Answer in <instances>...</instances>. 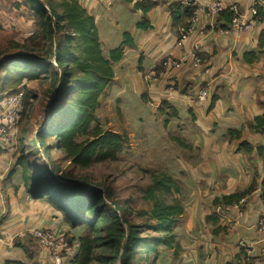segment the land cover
<instances>
[{"label":"trees","instance_id":"16d2710c","mask_svg":"<svg viewBox=\"0 0 264 264\" xmlns=\"http://www.w3.org/2000/svg\"><path fill=\"white\" fill-rule=\"evenodd\" d=\"M124 1L141 15L137 29L143 33L153 29L149 20L150 12L167 4L165 0ZM193 3L185 4L179 0L169 4L172 28L179 42L182 35L189 34L193 27L198 10ZM14 4L15 11L24 9L30 14L37 30L23 45L25 53L14 58L15 66L12 70L15 73L5 79L4 89L8 93L7 96L17 94L25 80L37 78L40 72L51 77L53 82V97L49 107L50 122L37 135L35 141L42 150V157L35 161L29 160L25 148L21 146L16 149L13 157L15 165L21 168L25 190L34 200L46 201L52 209L62 214L64 220L74 229L87 226V230L77 242L65 233L66 244L62 256L71 257V264H136L142 254H145L146 261H149L155 249L159 247L178 253L181 244L176 230L185 213V207L178 197L181 194L180 185L166 171H153V185L145 190V197L153 204L150 217L153 223L149 229L157 234L152 243L141 238L140 230L143 226L127 225L125 213L124 216L120 215L121 205L113 201L108 190L79 183L80 180L74 176V172L62 171L60 161L55 155V151L64 154L72 167L79 170L90 169L96 164L109 161L117 162L120 159L127 146V137L115 132H106L99 125L97 115L102 106V97L116 78V66L125 58L127 49L137 48L136 40L130 33H125L124 41L118 48L106 51L100 38L96 17L78 0H22ZM254 8L257 11L254 19L264 21V4L257 2ZM216 16L217 24L221 25L223 30H227V26L231 25L235 18L234 12L230 10L220 12ZM36 48L41 50L37 51ZM167 59L160 68L152 70L157 77L167 81L163 91L165 97L172 87L181 92L173 77L176 72L165 66ZM244 61L252 64L257 61V55L245 54ZM202 87H205L204 83L187 90L196 92V89ZM211 97L210 94L205 102L206 104L211 101L209 107H212ZM3 98L0 97V103ZM160 105L162 113L167 108L174 107L166 120L168 123L179 119L178 110L171 102H162ZM250 128L257 133L264 132V115L255 118ZM244 130L245 128L241 131L230 130L228 134L231 140L240 141ZM180 144L184 148L187 146L183 142ZM238 151L251 154L254 148L243 141L239 144ZM258 152L264 156V148H259ZM49 170L60 175V178L52 176ZM253 188L252 186L245 192L216 199L214 206L216 209L218 206H234L250 195ZM158 193L173 195V202H165ZM107 201L110 204H107ZM216 215L215 212L213 216L208 217V221L215 227L214 234H219L224 229L221 228L220 218ZM15 246L24 250L31 262L39 249H42L37 244L34 253L28 244L15 243ZM245 257L246 251L242 250L237 257L238 264Z\"/></svg>","mask_w":264,"mask_h":264},{"label":"crops","instance_id":"0c3cea01","mask_svg":"<svg viewBox=\"0 0 264 264\" xmlns=\"http://www.w3.org/2000/svg\"><path fill=\"white\" fill-rule=\"evenodd\" d=\"M165 1L166 5L150 12L149 20L153 29L138 34L139 44L136 42V49H144L141 57L150 56L155 60L152 70L160 68L161 63L170 56L169 59L173 61L185 58L184 66L173 75L181 92L172 87L165 97L161 91H164L167 81L160 79L152 87L157 89L161 81L164 83L160 91H156L159 97L157 101H169L175 106L179 102L189 108L191 114L195 107L198 109V117L205 120L204 124L199 120L202 128L212 126L215 130V134L202 142L199 160L196 164H191V172L188 170L186 174L185 182L191 191L188 196L183 192L184 197L181 198L185 207L181 219H187L177 228V233L181 235H178L180 244L187 250L197 251V264H238L237 257L242 252V242L253 247L248 251L249 257L254 258L261 248L259 241L262 235L253 226L264 214V156L258 152L259 148L264 147V132L257 133L250 125L255 118L264 115V23L255 20L251 14L256 0H222L226 8L231 7V4L238 6L241 10V22L244 23L245 20L252 27L245 33H226L217 24V16L208 12L209 6L218 0H195L198 10L204 12H200L194 33L181 44L172 28L169 9V4L179 0ZM137 15L141 18L140 14ZM196 44L200 46L199 51H195ZM127 54L128 49L126 56ZM245 54L257 55V61L252 64L245 62ZM122 64L120 62L116 68ZM143 68L141 67V71ZM201 83L211 89L212 107H209L211 101L205 104L198 100L196 92L199 88L196 92L187 90L199 87ZM238 127L245 128L243 135L246 137L242 135L240 141L228 140L225 132ZM247 135L250 136L248 140ZM243 141L253 146L251 154L238 151L239 144ZM0 161V173L8 174L11 167L5 160ZM252 186L254 188L251 194L245 198V206H241L243 216L238 223L235 224L232 220L238 217L239 210L235 206L226 207L224 218L220 217V226L224 231L214 234L215 227L208 221V217L216 212L215 200L245 192ZM23 190L25 189L8 188L6 202L0 197V229L4 232V240H0V264L30 263L25 251L13 245L14 240L21 238L25 231L29 239L32 238L34 228L63 231L59 227V213L46 201L34 200L30 195L25 197L30 199L25 204L24 199L19 196ZM6 207L12 215L9 220L2 221ZM20 214L22 219L17 217ZM27 221L29 225L25 224ZM182 228L184 233L180 232ZM39 252L36 264H52L46 250L39 249Z\"/></svg>","mask_w":264,"mask_h":264},{"label":"rangeland","instance_id":"374dc122","mask_svg":"<svg viewBox=\"0 0 264 264\" xmlns=\"http://www.w3.org/2000/svg\"><path fill=\"white\" fill-rule=\"evenodd\" d=\"M78 1L96 17L100 38L106 51L118 48L124 41L125 33H130L139 44L137 37L141 32L137 29V24L141 18L124 0ZM20 2L22 0H0V97H4L0 103V159L5 160L6 164L11 167L8 174L0 173V197L4 198V202H6L8 188L25 189L22 170L15 165L13 158L16 151L12 149L24 147L26 156L31 161L42 157V150L35 141L37 135L50 122L49 107L53 97L52 78L42 72L37 78L25 80L21 87L17 88V94L7 96L8 93L4 89L5 79L11 73H15L12 70L15 66L14 58L25 53L22 49L23 45L37 30L34 20L27 11L24 9L23 11L14 10V3ZM238 11L241 13L240 8ZM258 21L264 23L262 20ZM244 23L249 26L247 21L244 20ZM230 28L231 26H228L226 31H231ZM36 49L37 51L41 50V48ZM143 51L144 49L140 48L138 50L128 49V54L122 61L123 64L116 68L115 82L102 97V106L97 115L99 125L106 132H115L127 137V146L120 159L117 162L109 161L96 164L90 169L79 170L72 167L71 163L65 159L64 154L55 151V155L60 161L59 166L62 171L74 172V176L80 180L79 183L108 190L113 201L121 205L122 213L120 215L124 216L125 213L128 219L127 225L143 226L140 230L141 238L153 243L154 238L157 237V234L149 229L153 223L150 220L153 204L145 197V190L153 185V171L158 173L166 171L173 177L181 187V194L178 195L180 200L184 197L182 196L183 192L188 196L191 190L185 182L186 174H188V170L191 172V164L198 162L202 142L204 143L205 139L215 134V130L212 126L202 128L199 120L203 124L205 120L198 117L197 108L193 107V114H191L189 108L174 101L177 105L175 107L178 110L179 119L170 123L166 121L174 107L167 108L168 110L166 109L163 113L160 112L162 102L157 101V92L151 86L152 81L147 78L155 60H152L150 56L141 57ZM34 55L36 56V54ZM141 67H144L143 71H141ZM161 82L160 87H157L159 91L162 88L161 85L164 84L163 81ZM21 94L23 97L21 96L20 105L11 106L15 96L19 97ZM242 128L238 127L237 129L241 131ZM228 132L229 130L225 132L227 133L226 137L231 141ZM243 137L245 138L246 135ZM249 138L250 136L247 135V140ZM52 141L55 142V140ZM180 142L187 146L182 147ZM49 171L52 176L56 175L57 179L60 178V175L55 174L52 170ZM27 195L29 194L25 190L19 195L24 199L25 204L30 202V199H25ZM158 196L167 203H172L174 200L173 195L158 193ZM107 204H110L109 201ZM11 215L10 209L6 207L2 221L9 220ZM21 215L17 217L22 219ZM59 215L58 220L61 225L59 227L77 242L87 230V226L74 229L64 220L62 214ZM186 219H180V224L184 223ZM25 224L29 225L28 221ZM40 229L44 228H34L33 233ZM126 229L129 231L128 227ZM60 231L64 233L62 230ZM25 232L22 233L21 238L17 237L14 240V247H16L15 243L28 244L31 251L36 253L35 247L37 244L40 246L39 242L34 238L33 233L32 238L29 239ZM180 232L184 233V229L182 228ZM3 233L0 229V240H4ZM176 234L180 242L178 236L180 233H177V230ZM39 253L38 251L33 262L30 261L31 264L38 263ZM75 254L76 252H74ZM196 254V250H187L182 245L178 253L159 247L155 249L149 261H146L147 256L142 254L138 257L136 264H197ZM70 260L71 257L64 264H71Z\"/></svg>","mask_w":264,"mask_h":264},{"label":"built area","instance_id":"2783aa9c","mask_svg":"<svg viewBox=\"0 0 264 264\" xmlns=\"http://www.w3.org/2000/svg\"><path fill=\"white\" fill-rule=\"evenodd\" d=\"M181 1L185 4L194 2L193 5L197 6L196 2L193 0H181ZM257 2L261 3L262 5L264 4V0H256V3L254 5H256ZM209 8H210L209 9L210 11L208 12H212L214 15H217L218 13L223 12L225 10H230L234 12L235 18L233 22L231 23V25H229L231 26L230 28L231 32L238 31L240 33H245V32L250 31L252 28L251 25L248 26L245 23L241 22V14L238 11L239 9L238 6H236L235 4L234 5L231 4V7L226 8L225 5L222 3V0H218L216 3L210 5ZM200 12H204V11L197 10L196 17L193 22L194 24H193V27L190 29L189 34L185 35L182 32L183 35H182V40L180 41L181 44L186 42L189 39V37L194 33L195 26L198 22ZM251 14L253 16L257 15V11L255 10V8L251 11ZM225 32L230 33V31H226V30ZM196 45L197 46L195 47V51H199L200 46L199 44H196ZM167 60L168 61L165 62L166 68L173 70L174 72H176L177 70H180L184 66V63L186 62L185 58L177 60L178 62L173 61L172 59H169V58ZM147 78L152 81L151 82L152 85L158 84L157 82L160 80V78L157 77V75L153 71L150 72ZM210 90L211 89L209 86H205V87L198 89V91L196 92L198 100L200 102H206L210 95ZM21 96L23 97V94H21L19 97L15 96V98L12 100V103L10 105L14 107L19 106L22 100ZM262 195L264 198V190L262 191ZM243 204H245V199L241 200L239 203L234 205L239 210L238 217L232 220L235 224H237L238 221L243 216V213L240 210ZM215 210H216L217 216L223 219L224 213H225V207L218 206L217 209ZM253 229L262 235V238L259 241L260 247H261L260 251L254 258L249 257L248 251L249 249H253V247L251 245L249 246L246 243L242 242L240 246L242 250L246 251V257L239 264H263L264 262V214L259 218L257 223L253 226ZM33 236L39 242L40 246L49 253L52 264H64L66 260L69 258V257L65 258L62 256V251L66 244L65 233H61L60 231L54 232V231H50L46 229L45 230L40 229L34 232Z\"/></svg>","mask_w":264,"mask_h":264}]
</instances>
